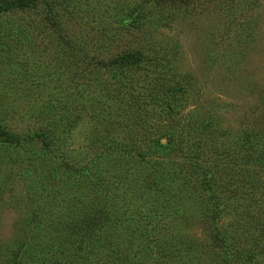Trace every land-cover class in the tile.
Returning <instances> with one entry per match:
<instances>
[{"label":"rangeland","instance_id":"rangeland-1","mask_svg":"<svg viewBox=\"0 0 264 264\" xmlns=\"http://www.w3.org/2000/svg\"><path fill=\"white\" fill-rule=\"evenodd\" d=\"M121 4L126 13L150 10L167 23L139 31L144 37L125 30ZM165 4L160 10L144 0H33L23 9L0 11V125L21 137L18 144L0 141V264L61 258L75 242L56 241L67 220L72 230L87 234L81 254L65 264H85L115 248L136 264H264V169L248 164V180L259 183L243 196L245 185L235 188L230 172L216 184L213 174L208 188L185 191L158 212L150 199L126 197L122 182H105L121 166L96 171L90 165L86 146L100 123L95 118L122 119L130 110L125 93L108 78L91 85L84 60L95 51L104 58L129 41L139 40L144 50L154 47L158 54L174 44V67L165 73L174 78L185 73L188 81L175 95V116L207 118V132L224 141L221 160L235 154L229 142L245 125L251 148L264 142V0ZM56 119L67 120L59 137ZM110 127H116L113 120ZM34 131L41 136H24ZM208 137L205 133L200 164ZM87 172L88 180L100 175L103 182L79 183ZM100 205V222L79 223L80 214ZM166 249L169 253L155 255Z\"/></svg>","mask_w":264,"mask_h":264},{"label":"trees","instance_id":"trees-1","mask_svg":"<svg viewBox=\"0 0 264 264\" xmlns=\"http://www.w3.org/2000/svg\"><path fill=\"white\" fill-rule=\"evenodd\" d=\"M32 1L0 0V11L11 7L23 9L29 6ZM144 1H148L149 4L153 3L160 10L165 7V3L186 2V0ZM119 11H122L120 25L125 30L132 28L140 35L142 34L143 37V32L140 33L139 31H143L144 28L155 29L158 25H166L167 23L164 15H161L160 18L155 17L150 10L131 12L130 14L125 12V6L121 4ZM144 41L146 44H150L145 38ZM70 44L72 45V42ZM171 46L173 49L169 47L168 51L163 50L158 54L153 49L154 47L152 48L153 52L149 49L144 50L146 45L140 46L139 40L133 43L129 41L126 42V45L121 46L117 52L108 54L104 58L98 57L95 51L86 55L84 60L87 69L84 76L92 81L91 85L95 86L98 81L108 78L110 82L116 85L118 91L125 93V107H128L126 111L130 110V115L123 116L122 119L120 117L114 118V116L95 118L100 123L94 126V140H90L89 145L86 146L92 155L90 165L96 171L103 170L102 168H106L108 165L117 164L121 166V170L116 171L105 182L114 184L122 182L120 190L126 197L140 200L150 199L156 202L155 207L158 212L166 211L176 200L180 201L185 196V191L195 188H208L213 180V174L214 184H216L218 176L230 172L231 179L237 181L235 188L245 185L239 191V194L243 196L247 194L250 188L259 183L254 178L248 180L247 176L250 175L248 164H254L258 169H264V142H259L256 148H251L250 128L248 126H243L244 128L239 130L236 137L231 139L229 144L236 151H234V155L227 154L224 161L220 159L226 151L223 147L224 141L222 142L220 137L216 142L215 138L213 140L211 132H207L210 129L207 118L175 116L177 108H174V105L178 104L175 95L183 90L184 83L187 84L188 81L185 78V73H178L180 78L170 77L165 73V71L171 73L170 71L174 67L171 60L176 49H174V44ZM101 47L99 46L95 50H100ZM100 74L104 75L103 78ZM150 112L158 116H149ZM112 120L116 124L113 129L110 127ZM65 121L67 120L56 119L53 122L57 129L56 137H59L60 132L65 129ZM205 133L209 134L207 138L209 140L205 141L207 155L205 162L203 160L204 164H200ZM24 136L37 137L41 136V132L34 131L30 134L26 133ZM20 139L21 137L15 132L8 131L0 125V141L18 144ZM233 160L236 163L232 167ZM66 167L72 169L69 165ZM88 174L90 172L77 179L78 182H103L100 175L92 176L94 179L88 180ZM144 176L145 180L141 181ZM238 181L242 182L239 183ZM108 200L111 199L108 198ZM107 211H109V207H107ZM101 212H103L101 205L100 207L92 206L91 214H80L78 221L84 227L93 225L102 220ZM113 212L114 210H110V214ZM68 223H70L69 220H67L66 228L58 231V240L56 241L59 244L75 241L72 250L61 258L50 256L45 260L41 259L43 263L40 262V264H65V261H69L74 255L79 256V253L81 254L79 252L82 245L81 237L84 238L87 233L83 232L84 229L82 232L72 230ZM261 232L264 233V230ZM69 237H72L73 240H68ZM77 238H79L77 241L80 244L76 242L75 239ZM256 239L258 240V238ZM187 249V247L183 248L184 252ZM169 251L167 249L162 250L155 255L162 256ZM146 259L151 260L152 257L147 256ZM108 261H118L121 264L137 263L136 260H128L126 257H122L115 248L106 249L95 257L86 258L85 264H104Z\"/></svg>","mask_w":264,"mask_h":264}]
</instances>
